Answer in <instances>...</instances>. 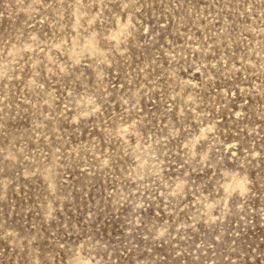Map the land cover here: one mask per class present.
<instances>
[{
    "label": "rangeland",
    "instance_id": "obj_1",
    "mask_svg": "<svg viewBox=\"0 0 264 264\" xmlns=\"http://www.w3.org/2000/svg\"><path fill=\"white\" fill-rule=\"evenodd\" d=\"M0 264H264V0H0Z\"/></svg>",
    "mask_w": 264,
    "mask_h": 264
}]
</instances>
